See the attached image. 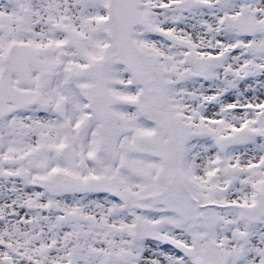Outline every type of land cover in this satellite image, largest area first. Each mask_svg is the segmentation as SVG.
<instances>
[{
	"label": "snow or ice",
	"instance_id": "snow-or-ice-1",
	"mask_svg": "<svg viewBox=\"0 0 264 264\" xmlns=\"http://www.w3.org/2000/svg\"><path fill=\"white\" fill-rule=\"evenodd\" d=\"M0 264H264V0H0Z\"/></svg>",
	"mask_w": 264,
	"mask_h": 264
}]
</instances>
